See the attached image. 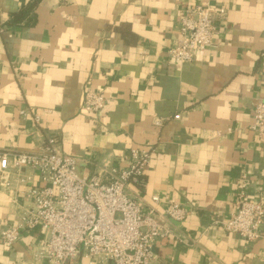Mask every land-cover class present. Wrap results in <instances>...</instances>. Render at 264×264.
<instances>
[{
  "label": "crops",
  "instance_id": "0c3cea01",
  "mask_svg": "<svg viewBox=\"0 0 264 264\" xmlns=\"http://www.w3.org/2000/svg\"><path fill=\"white\" fill-rule=\"evenodd\" d=\"M197 3L225 15L215 17L208 49L174 63L180 15ZM30 4L0 0V152H36L53 137L91 178L126 167L132 149L152 151L144 184L127 192L170 232L153 264H264V223L252 243L215 224L231 218L242 192L253 201L264 193V136L249 128L264 102V0ZM88 89L106 98L95 115L84 110ZM25 173L30 183L9 188L2 184L13 173L0 176V233L32 206L29 187L42 184L38 171ZM167 200L188 210L184 221L167 217ZM44 236L38 228L12 246L0 239V264H47L33 258ZM73 264L111 263L80 256Z\"/></svg>",
  "mask_w": 264,
  "mask_h": 264
},
{
  "label": "built area",
  "instance_id": "2783aa9c",
  "mask_svg": "<svg viewBox=\"0 0 264 264\" xmlns=\"http://www.w3.org/2000/svg\"><path fill=\"white\" fill-rule=\"evenodd\" d=\"M225 9L206 3L188 6L180 15L181 44L169 51L177 64L190 63L214 41L215 17H223ZM106 98L88 89L84 95V110L97 114L103 110ZM29 112L21 110L20 115ZM39 123L40 115H34ZM162 122L157 120L156 126ZM251 131L264 136V102L254 106ZM152 151L135 148L128 155L124 168L109 167L91 178L78 174L76 157L63 154L56 138L47 139L36 152H0V176L13 173L3 182L9 188L14 182L27 185L33 179L25 171H38L40 186L32 185L26 195L33 201L16 225L4 228L1 241L12 246L23 231L41 229L45 236L34 250L35 261L47 264H73L82 256L111 264H153L158 239L170 232L155 215V209L145 213L142 203L127 192L130 184L143 185L145 169ZM156 205L160 197L152 196ZM166 215L173 221H184L188 210L179 202L166 201ZM264 223V193L253 201L242 192L235 202V213L227 222L216 221L224 231L252 243L261 238Z\"/></svg>",
  "mask_w": 264,
  "mask_h": 264
},
{
  "label": "trees",
  "instance_id": "16d2710c",
  "mask_svg": "<svg viewBox=\"0 0 264 264\" xmlns=\"http://www.w3.org/2000/svg\"><path fill=\"white\" fill-rule=\"evenodd\" d=\"M39 0H32V4H30V8L33 7Z\"/></svg>",
  "mask_w": 264,
  "mask_h": 264
}]
</instances>
